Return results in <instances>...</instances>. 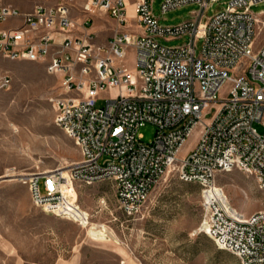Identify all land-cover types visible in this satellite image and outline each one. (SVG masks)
I'll list each match as a JSON object with an SVG mask.
<instances>
[{
    "label": "built area",
    "instance_id": "built-area-1",
    "mask_svg": "<svg viewBox=\"0 0 264 264\" xmlns=\"http://www.w3.org/2000/svg\"><path fill=\"white\" fill-rule=\"evenodd\" d=\"M219 1L163 0L162 13L198 5L189 18L168 25L155 14L154 0H134V14L128 0H37L29 10L0 0V22L12 24L0 30V55L41 62L60 77V93L51 97L55 123L80 151L67 165L20 176L37 208L88 225L92 213L68 187L109 181L122 213L134 219L153 188L176 171L201 187L200 232L240 264H264V208L238 210L216 181L239 169L264 191V134L255 127L264 120V42L256 46L264 11L252 9L264 0H228L208 15ZM102 12L118 28L107 44H95L92 31L76 33L78 19L89 28ZM181 37L188 38L181 45L162 42ZM128 46L134 68L123 62ZM12 83L0 65V89ZM103 90L112 94L97 106ZM147 123L156 127L151 142L139 133ZM197 127L196 143L180 156Z\"/></svg>",
    "mask_w": 264,
    "mask_h": 264
},
{
    "label": "rangeland",
    "instance_id": "rangeland-1",
    "mask_svg": "<svg viewBox=\"0 0 264 264\" xmlns=\"http://www.w3.org/2000/svg\"><path fill=\"white\" fill-rule=\"evenodd\" d=\"M6 1L23 8L31 3V0ZM162 1L154 0V12L168 25L182 22L198 8L192 3L162 13ZM227 1L213 3L207 14L222 9ZM252 9L261 13L264 2L253 5ZM131 22L135 26L133 19ZM187 39H162V42L177 46ZM263 42L264 24L260 23L256 46ZM123 62L129 68L135 67L133 46L126 48ZM0 65L13 76L12 85L0 89V242L3 227H12L17 232L13 233V238L27 256L26 264H33L40 260L38 256L50 247L51 241L38 233L41 227L29 230L26 219L22 218L33 204L30 207L25 199L23 189H28V185L19 175L67 165L80 158V151L74 140L55 123L51 97L60 93V77L48 73L41 62L4 59ZM111 94L110 90L101 91L97 106H103ZM255 127L264 134V120L255 122ZM155 132L156 127L151 123L139 131L145 142H151ZM198 135L199 127L180 149V156L196 143ZM216 181L238 210L251 214L264 208V191L258 187L253 174L234 169L219 173ZM74 186L68 190L92 213L90 223L82 225L53 215L60 222L57 239L60 252L73 264H240L235 254L219 248L208 234L200 232L203 219L201 187L198 183L181 181L176 171L165 175L153 188L141 213L134 219L122 213L111 182L75 183ZM19 256L20 251L13 250L11 264H19ZM3 261L0 250V264Z\"/></svg>",
    "mask_w": 264,
    "mask_h": 264
},
{
    "label": "crops",
    "instance_id": "crops-1",
    "mask_svg": "<svg viewBox=\"0 0 264 264\" xmlns=\"http://www.w3.org/2000/svg\"><path fill=\"white\" fill-rule=\"evenodd\" d=\"M37 0H31V3L27 8H23L24 10L32 9L35 5ZM134 3V0H132ZM134 14V12L132 13ZM81 19H78L76 24L79 31L77 34L85 33L92 31L95 33V44H107L108 40L110 39L111 35L117 30V23L116 20L109 16L108 14L102 12L99 13L93 22V24L89 28H84L81 24ZM11 21H4L0 22V30L6 29L11 27ZM4 62V58L0 55V64ZM194 146V145H193ZM188 147L185 151V154L193 147ZM24 190V196L27 202H29L30 207H32V199L31 194L28 189ZM22 215L24 219H26L25 224L27 228L30 230L31 227H41L39 232L42 236H47L50 241V247L45 248V252L38 256L40 260H36L33 264H73L69 260H66L65 257L61 254V250L57 243L58 235H59V225L60 222L57 220L53 215L47 214L40 210L39 208L35 207L33 204L32 209L28 208ZM21 226H23V220L20 222ZM15 230V229H14ZM16 231V230H15ZM13 231L12 227H8L5 225L3 227V239L0 242V250L3 251V264H11L12 259V251L18 250L20 251V262L19 264H26L27 256L22 253V246L13 238V233L17 234V232ZM22 234V233H21ZM56 242V243H54ZM2 244V245H1ZM63 260V261H62Z\"/></svg>",
    "mask_w": 264,
    "mask_h": 264
},
{
    "label": "bare ground",
    "instance_id": "bare-ground-1",
    "mask_svg": "<svg viewBox=\"0 0 264 264\" xmlns=\"http://www.w3.org/2000/svg\"><path fill=\"white\" fill-rule=\"evenodd\" d=\"M134 3H133V1L132 0H128V8H129V12H130V14H132L133 12H134ZM172 171H170L169 173H167V174H170ZM166 174V175H167ZM21 175H25L24 173H21L19 176H21ZM70 188V187H69ZM70 191V190H69Z\"/></svg>",
    "mask_w": 264,
    "mask_h": 264
}]
</instances>
